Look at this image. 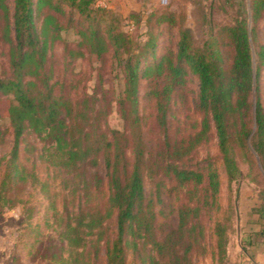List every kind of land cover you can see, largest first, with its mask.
Returning <instances> with one entry per match:
<instances>
[{"label":"trees","instance_id":"16d2710c","mask_svg":"<svg viewBox=\"0 0 264 264\" xmlns=\"http://www.w3.org/2000/svg\"><path fill=\"white\" fill-rule=\"evenodd\" d=\"M11 1L12 7L9 0H0V45L6 46L0 94L10 97L7 117L13 132L10 157L0 174V199L29 178L45 186L34 166L18 160L23 135L34 133L48 142L41 157L77 201L64 221L67 242L75 248L73 262L82 255L84 264L97 263L104 249L106 264H127L130 252L140 264H192V254L207 236L222 255L229 216L219 200L218 166L212 158L195 164L187 158L214 131L228 181L242 173L238 155L251 166L258 162L264 171V107L258 93L264 43L256 39L264 0H230L232 19L210 24L200 41L171 13L160 15L159 20L176 24V45L143 67L141 62L154 54L157 35L149 31L140 39L122 29L107 18L108 9L99 0ZM72 28L76 37L69 43L63 31ZM59 39L67 70L80 58L101 66L91 92L72 91L79 85L68 83L64 69L62 78L53 74L48 49ZM107 58L114 72L112 90L102 85ZM189 74L198 80L192 105L188 102L194 116L181 117L176 111L186 106ZM143 78L145 95L153 100L151 137L138 109ZM111 102L121 128L105 126ZM100 157L106 186L96 169ZM146 175L156 179L155 197L146 192ZM166 181L171 190H182L174 220L161 218ZM260 207L264 225V201ZM113 216L111 233L107 221Z\"/></svg>","mask_w":264,"mask_h":264},{"label":"rangeland","instance_id":"374dc122","mask_svg":"<svg viewBox=\"0 0 264 264\" xmlns=\"http://www.w3.org/2000/svg\"><path fill=\"white\" fill-rule=\"evenodd\" d=\"M12 7V1L9 0ZM108 9L107 18L122 29L130 30L138 38L144 39L145 33L152 31L157 35L153 56L147 57L140 64L143 67L148 61L158 57L167 48H175L177 26L166 20H159L160 15L172 14L176 21L189 26L197 41H200L209 25L229 22L234 15V5L230 0H167L166 3L157 0H99ZM165 16V17H166ZM251 25V22H250ZM75 28L63 31V37L69 43L75 41ZM257 43H264V13L256 23ZM62 39L56 40L48 49V55L53 63V74L62 78L63 69L68 83L79 85L87 92L93 90L97 83L96 72L101 69L99 63L84 58L68 63L63 53ZM224 45V41L221 40ZM73 45V44H72ZM6 46L0 45V72L6 65L4 55ZM253 53H255L253 48ZM255 57V54H254ZM108 60V58H107ZM110 60V59H109ZM107 61L102 69V85L112 90L115 80L111 77V63ZM66 67V68H65ZM145 78L141 79L139 87V112L143 116L144 129L147 137L155 135L153 129V100L147 98ZM198 89V80L194 75H188L186 106L177 109L176 115H192L188 109V102L192 105L193 97ZM258 93L264 107V68L258 78ZM111 95L112 92L110 91ZM254 98V97H253ZM11 100L7 95L0 94V157L2 164L0 174L6 168L13 145V132L7 117ZM181 106V105H180ZM179 103L176 108H179ZM106 128H121L122 119L117 111L116 104L111 102L110 112L106 120ZM175 130V128H173ZM47 146L41 137L34 133H26L18 146V160L32 168L39 178L46 181L45 186L32 184L31 178L23 186H13L12 191H7L6 196L0 199V264H84L82 255L77 256L73 262V248L65 237V216L73 213L77 208V201L63 187L62 176L53 171L52 166L41 157L43 146ZM212 158L218 166L220 175L219 200L224 208V215L229 216L226 229L227 240L225 251L217 254L211 246V239L207 236L192 254V264H227L229 250H235L234 244L243 236H248V228L255 225L256 221L262 223L258 211L264 201V171L257 162L251 166L243 156H237L238 165L242 173L237 178L228 181L224 168L218 158L217 137L211 133L208 142L199 145L187 158L189 163L195 164ZM98 172L105 178L106 169L104 160L99 158L96 166ZM156 179L146 175L144 186L146 192L153 197L156 190ZM170 182L166 181L163 188V205L165 215L161 218L173 219L176 216L175 207L181 200L182 190L176 192L169 188ZM103 188V195H105ZM207 220V219H206ZM208 221V220H207ZM109 231L114 230V216L107 221ZM257 226V224H256ZM264 226V225H263ZM264 234V228L256 231V235ZM88 244L86 245V250ZM81 249V248H79ZM81 260V262H79ZM87 264H106L104 249L99 251L97 263L89 261ZM127 264H140V258L133 252L128 253Z\"/></svg>","mask_w":264,"mask_h":264},{"label":"crops","instance_id":"0c3cea01","mask_svg":"<svg viewBox=\"0 0 264 264\" xmlns=\"http://www.w3.org/2000/svg\"><path fill=\"white\" fill-rule=\"evenodd\" d=\"M262 228L260 221L248 228V236L236 241L234 251L229 250L227 264H264V234L256 235Z\"/></svg>","mask_w":264,"mask_h":264},{"label":"built area","instance_id":"2783aa9c","mask_svg":"<svg viewBox=\"0 0 264 264\" xmlns=\"http://www.w3.org/2000/svg\"><path fill=\"white\" fill-rule=\"evenodd\" d=\"M158 2H161V3H166L167 0H157Z\"/></svg>","mask_w":264,"mask_h":264}]
</instances>
